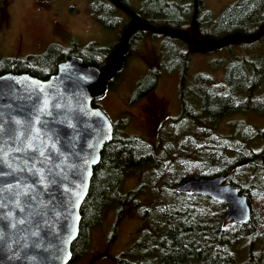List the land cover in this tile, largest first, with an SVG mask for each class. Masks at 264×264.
<instances>
[{
  "label": "trees",
  "instance_id": "1",
  "mask_svg": "<svg viewBox=\"0 0 264 264\" xmlns=\"http://www.w3.org/2000/svg\"><path fill=\"white\" fill-rule=\"evenodd\" d=\"M6 3L0 0V20ZM122 12L129 13L127 19ZM90 13L116 33V44L104 48L90 43L68 54L50 46L42 55L0 58V75L45 80L59 63L78 56L101 71V80L111 74L104 80L108 90L119 77L117 65L112 67L122 46L118 60L124 67L140 41H158L155 65L136 84L135 96H146L160 77L177 73L180 113L161 126L156 144L126 133L127 119L113 124V138L101 152L80 209L71 262L85 252L89 232L101 223L104 211L116 212V231L129 209L142 226L130 248L113 259L115 264H264V128L242 121L249 113L264 117V72L255 66L251 70L250 62L235 55L219 81L189 75L194 53L242 48L264 38V0H238L217 20L204 0H91ZM93 105L100 107L97 101ZM231 117L240 119L219 132L220 122ZM133 174L138 176L136 188L124 192L125 179ZM218 176H226L225 183L247 197L248 222L226 223L224 204L176 190L186 180Z\"/></svg>",
  "mask_w": 264,
  "mask_h": 264
},
{
  "label": "water",
  "instance_id": "2",
  "mask_svg": "<svg viewBox=\"0 0 264 264\" xmlns=\"http://www.w3.org/2000/svg\"><path fill=\"white\" fill-rule=\"evenodd\" d=\"M101 71L78 56L45 80L0 75V264H69L80 209L113 124L93 103ZM226 176L186 180L190 192L224 204V221L250 219L247 197Z\"/></svg>",
  "mask_w": 264,
  "mask_h": 264
},
{
  "label": "rangeland",
  "instance_id": "3",
  "mask_svg": "<svg viewBox=\"0 0 264 264\" xmlns=\"http://www.w3.org/2000/svg\"><path fill=\"white\" fill-rule=\"evenodd\" d=\"M237 1L204 0V6L210 12L212 20H217L228 6ZM90 3L91 0H7L1 11L0 58L42 55L50 46H57L66 54L83 51L90 43L104 48L113 46L118 42L116 33L91 16ZM130 5H135V1ZM121 16L127 19L129 13L126 15L122 12ZM256 42L254 45L234 47L231 50L219 48L217 51L194 53L189 62V75H209L219 81L224 69L234 61L235 55L250 62L251 70L255 66L264 72V38L256 37ZM122 47L112 67L114 69L117 65L119 77L97 102L112 124L127 119L126 133L139 135L147 142L156 144L161 126L177 118L180 113L178 74L163 75L152 92L136 98L135 86L145 76L148 66L155 65L160 42L147 39L140 41L124 67L119 65L118 60V56L124 54L125 48ZM238 119L240 118L231 117L220 122L219 132L224 133L229 122ZM242 121L264 128V117L254 113L243 116ZM137 183L138 176L129 175L123 185L124 192L135 190ZM149 199L144 197L143 200L149 205ZM115 222L116 212L104 211L101 223L91 229L85 252L69 264H115L114 257L130 248L142 226L141 221L129 209L124 212L117 233L114 232ZM246 256V253L242 254L243 261ZM242 259L239 256V262Z\"/></svg>",
  "mask_w": 264,
  "mask_h": 264
},
{
  "label": "flooded vegetation",
  "instance_id": "4",
  "mask_svg": "<svg viewBox=\"0 0 264 264\" xmlns=\"http://www.w3.org/2000/svg\"><path fill=\"white\" fill-rule=\"evenodd\" d=\"M133 191H134V190H130V192H133ZM141 199L143 200L144 198H141ZM117 230H118V229H117ZM117 230H116V231L114 230V232L117 233ZM90 232H91V230H90ZM90 232H89V236H90ZM115 233H114V234H115ZM115 235H116V234H115ZM119 255H121V254H119ZM119 255H118V256H119ZM118 256H117V257H118ZM117 257H114V258H117Z\"/></svg>",
  "mask_w": 264,
  "mask_h": 264
}]
</instances>
